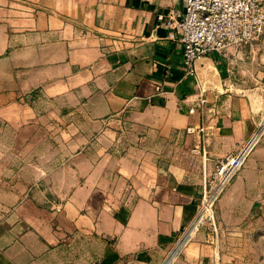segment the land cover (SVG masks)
Segmentation results:
<instances>
[{
    "label": "crops",
    "instance_id": "1",
    "mask_svg": "<svg viewBox=\"0 0 264 264\" xmlns=\"http://www.w3.org/2000/svg\"><path fill=\"white\" fill-rule=\"evenodd\" d=\"M185 3L0 0V118H37L45 102L58 132L51 206L26 199L4 220L0 264L36 260L25 239L93 242L97 264H164L196 215L203 153L214 171L264 124L257 90L219 85L234 62L210 54L188 74L180 31L159 19L181 20ZM201 90L207 111L192 114ZM217 218L219 249L201 232L172 264H264V137Z\"/></svg>",
    "mask_w": 264,
    "mask_h": 264
},
{
    "label": "built area",
    "instance_id": "2",
    "mask_svg": "<svg viewBox=\"0 0 264 264\" xmlns=\"http://www.w3.org/2000/svg\"><path fill=\"white\" fill-rule=\"evenodd\" d=\"M159 19L171 29L180 31L183 47V66L193 75L195 63L210 54L226 58L264 35V0H186L181 20L170 12ZM173 37V34H171ZM209 100L201 90L190 112L207 111ZM204 128L189 127L188 134L203 133ZM264 137V124H260L239 149L208 171L207 153H203L201 194L197 212L190 223L179 231L164 264H172L193 243L201 232H206L207 243L216 250L221 244L222 230L217 218V205L227 189L259 147Z\"/></svg>",
    "mask_w": 264,
    "mask_h": 264
},
{
    "label": "rangeland",
    "instance_id": "3",
    "mask_svg": "<svg viewBox=\"0 0 264 264\" xmlns=\"http://www.w3.org/2000/svg\"><path fill=\"white\" fill-rule=\"evenodd\" d=\"M224 59L234 63L223 66V72L227 74L221 77L219 85L233 94L239 89L257 90L264 97V35L230 51ZM50 106L41 102L37 107L44 112L23 122L13 123L0 118V226L26 199L47 206L52 203L51 188L58 180L53 175L56 164L51 156L58 132L52 124L55 119L47 113ZM25 242L22 245L36 252L33 254L36 260L29 264H89L91 257L94 264L98 263L100 248L93 242L84 244L67 239L61 246H44L43 249L33 240L25 239Z\"/></svg>",
    "mask_w": 264,
    "mask_h": 264
}]
</instances>
